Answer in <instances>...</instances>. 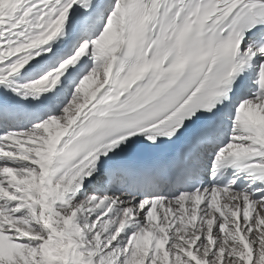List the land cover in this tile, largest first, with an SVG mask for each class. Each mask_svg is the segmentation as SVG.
<instances>
[{
  "label": "snow or ice",
  "instance_id": "obj_1",
  "mask_svg": "<svg viewBox=\"0 0 264 264\" xmlns=\"http://www.w3.org/2000/svg\"><path fill=\"white\" fill-rule=\"evenodd\" d=\"M0 264H264V0H0Z\"/></svg>",
  "mask_w": 264,
  "mask_h": 264
}]
</instances>
